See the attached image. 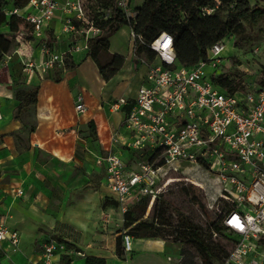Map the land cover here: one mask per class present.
I'll use <instances>...</instances> for the list:
<instances>
[{
    "label": "built area",
    "instance_id": "obj_1",
    "mask_svg": "<svg viewBox=\"0 0 264 264\" xmlns=\"http://www.w3.org/2000/svg\"><path fill=\"white\" fill-rule=\"evenodd\" d=\"M132 4L133 0L117 2L128 18L135 17ZM11 14L23 18L32 26L34 39L41 40V64L24 62L17 50L4 58L5 65H22L29 80L44 78L56 67H63L65 57L89 51L91 42L101 36L85 0H28L25 8L13 9ZM58 16L61 32L73 41L62 53L54 52L45 40L46 28ZM131 39H135L133 32ZM150 48L156 58L151 62L138 59L147 70L134 101L120 99L111 105L112 110L124 111L128 135L113 134L110 146L96 155V164L105 169L110 198L126 213L147 197L152 205L162 191L160 181L172 182L167 178L170 173L183 166L200 171L207 181L206 188L200 186L205 190L208 209L215 210L221 204L228 208L221 211L218 221L234 241L220 264H264V85L229 92L215 84L213 74L206 70L217 67L224 41L208 51L207 62L193 68L178 64L174 39L168 33H162ZM75 111L79 115L87 111L81 94L76 98ZM2 118L0 102V121ZM115 144L132 151L130 158L124 159L114 150ZM212 175L215 183H211ZM0 242L17 248L20 234L2 223ZM124 246L127 253L132 251L131 236H125ZM190 250L197 255L196 263L202 264L196 248ZM63 252L62 244L50 240L43 245L42 261L54 264ZM182 259L181 254L178 264H183Z\"/></svg>",
    "mask_w": 264,
    "mask_h": 264
},
{
    "label": "rangeland",
    "instance_id": "obj_2",
    "mask_svg": "<svg viewBox=\"0 0 264 264\" xmlns=\"http://www.w3.org/2000/svg\"><path fill=\"white\" fill-rule=\"evenodd\" d=\"M13 1L7 0L6 5L11 6ZM87 1L91 3L93 10H97L94 0ZM251 1L264 8V0ZM26 29L29 27L26 26ZM246 33L247 39L229 36L224 41V50L217 67H208L206 70L207 74L215 73L236 80L235 91L239 92L264 84V22L247 27ZM114 40L119 42V48L125 56L133 52L129 37H124L119 32ZM84 54L82 56H85ZM135 59L139 62V58ZM146 70L145 65L139 64L134 75L121 76L119 80L114 81L111 84L112 98L132 97L141 85ZM62 72L63 68L56 67L52 76L60 77ZM19 81L12 79L10 82L15 96L18 93ZM3 89L1 87L0 92ZM20 114L16 110L14 118H20ZM28 135L29 131L25 130L11 135L13 154L7 151L3 139L0 138V223L4 221L22 234L21 244L17 248L10 245L7 247L0 242V261L7 259L5 264H11L13 261L15 264H44L41 259L43 245L50 240L64 246L61 256L64 264L68 263L71 253L75 251L82 254H73L76 257L98 256L111 259L117 254L119 238L123 251L121 259H126L124 242L128 230L124 229V213L119 207H115L112 202L115 200L106 196L100 187L98 176L83 163L66 164L55 160L49 154L36 151L29 143ZM126 153L131 154L132 151ZM185 168L183 166L180 171L168 175L167 178H172V182L165 184L166 179L160 181L159 187L162 191L155 200L159 197L165 206H170L171 209H167V217L172 226L178 225L172 210L176 208L193 224L207 229L209 221L218 220L221 211L227 207L221 204L217 209L209 210L205 190L202 188H206L207 181L200 171L198 173L196 170ZM186 178L192 182L186 181ZM214 178L212 175L211 183H215ZM189 185L200 189V200L206 213L193 205L186 195L183 187ZM151 207L150 200L147 213L141 220L148 217ZM224 238L214 237L230 252L233 245ZM138 253L136 250L131 252L130 259ZM145 253L147 254L139 259L143 261L141 264H163L159 256L152 251ZM171 256L178 264L180 253L174 252ZM137 262L134 264H138Z\"/></svg>",
    "mask_w": 264,
    "mask_h": 264
},
{
    "label": "crops",
    "instance_id": "obj_3",
    "mask_svg": "<svg viewBox=\"0 0 264 264\" xmlns=\"http://www.w3.org/2000/svg\"><path fill=\"white\" fill-rule=\"evenodd\" d=\"M143 2L144 0H133L132 13L136 14V9L141 7ZM11 10L9 5L0 4V49H6V54H12L17 50L19 53L21 52L20 55L23 56L24 62L33 61L36 64H41L43 61L40 50L41 40H30L28 38L29 29H26V26L29 27V24L21 17H13ZM57 14L61 13L58 12ZM61 31L62 25L59 21V16L45 30V40H54L52 49L56 53L66 51L73 42L70 35ZM119 32L124 37H129L133 52L128 56L123 54V50L119 48V42L114 40L116 34ZM119 32L111 36L106 45L101 46L97 51L93 50L95 52H92L89 56L87 55V51L74 53L73 59L77 63V67L73 71H64L59 81L53 78V71L47 73L44 78L36 76L29 80L28 75L26 72H23V68L18 62H10L9 65H5L3 61L0 64V90L1 87L4 88L0 92V102L3 111V118L0 121V138L3 139L7 151H11L12 154L14 153L12 151L13 140L11 137L13 133H19L23 130L29 131V143L33 148H36V151L49 154L55 160L66 164L83 163L85 166L87 165L91 172L98 176L100 187L108 197H111V195L106 187L105 169L96 164V155L110 146L113 134L128 135L123 124L124 111L112 110L111 105L120 99H126L132 103L139 89L129 98L120 97L119 99H115L111 96L113 90L111 89V84L119 80L121 76L134 75L139 68V64L135 59L131 29L124 27ZM8 43L10 47H8ZM82 54L85 56H82ZM117 55L125 58V64L121 71L112 79L105 81L100 73V69L109 66ZM14 57H18V55ZM21 72L22 77L19 82L22 85L17 90L30 91L37 88V103L25 108L21 112L20 118H14L18 102L13 93L14 90L11 89L10 82L13 79L11 74L18 75ZM142 82L141 80V84ZM80 94L83 95L87 108L86 113L81 115L75 111V101ZM91 121L94 122L96 131L95 140L91 137L85 138V136H89L88 123ZM113 148L123 157L130 156L126 153L127 150L119 144H115ZM77 151L80 153H77ZM2 223L4 221L0 224ZM4 224L19 232L17 228L7 223ZM19 234L21 244L22 234L20 232ZM3 244L7 245V247L9 246L5 242ZM182 248V245L166 241L132 237L131 252L134 250L139 251V255L137 254L136 257L130 259L129 254L131 252H128L124 260L117 254L114 258L105 259L107 264H134V262L142 258V255L147 254L145 252L152 251V253L159 256L163 264H177L171 255L174 252L181 255ZM76 253V251L73 252V254ZM73 254L71 253V262L69 264H86L85 256L76 257ZM169 257L172 258V261H168ZM5 262H7V259L2 260V263L5 264ZM142 262L139 260L137 263L141 264ZM11 264H15L14 261ZM54 264H64L62 257H56ZM147 264L151 263L148 262Z\"/></svg>",
    "mask_w": 264,
    "mask_h": 264
},
{
    "label": "trees",
    "instance_id": "obj_4",
    "mask_svg": "<svg viewBox=\"0 0 264 264\" xmlns=\"http://www.w3.org/2000/svg\"><path fill=\"white\" fill-rule=\"evenodd\" d=\"M94 1L97 10H93L89 1H87V8L90 11L93 25L101 30V36L91 42L90 50L87 51L88 56L101 46L106 45L109 38L122 28L129 27L135 34V58L144 57L150 62L153 61L156 58V53L150 48V45L162 33H168L174 39L178 64L186 68H193L201 62L208 61V51L215 44L225 41L231 35L247 39V27L264 22V8L259 3H252L251 0H144L141 7L136 9L134 18H128L119 9L118 0ZM6 2L7 0H0L2 5H6ZM27 4L28 0H14L9 6L12 10L23 9ZM32 30V26L29 25L28 38L30 40L34 39ZM53 42L54 40L50 39L47 44L52 48ZM8 47H10L9 43ZM6 53V49H0V64L4 61ZM124 64V57L115 56L109 66L100 69L103 79L105 81L112 79L121 71ZM76 67L77 63L71 55L65 57L64 66L61 68L64 71H73ZM11 77L14 80H20L22 72L18 75L12 74ZM53 78L59 81L61 76ZM212 80L222 90L234 92L236 89L237 81L234 79L213 74ZM21 85L19 83V87ZM37 95V88L30 91L18 90L16 95L18 114L25 108L35 105ZM88 129L89 136H85V138L91 137L95 140L96 131L93 121L88 123ZM183 190L190 198L191 203L206 213V209L201 204L200 189L189 185L184 186ZM150 200V197H147L131 206L129 211L124 213V229L128 230L127 236L182 245L183 264H197L195 261L197 255L190 250L191 247L196 248L201 256L202 264H220L228 256L229 252L222 243L214 239V232L219 235V238L226 237L230 243L234 241V238H231L232 234L225 232L218 220L209 221L208 228L202 229L193 224L184 213L172 208L178 221L177 226H172L167 217V209L171 208L165 206L166 204L161 202L159 197L154 200L148 217L141 220L147 213ZM112 202L116 208L119 207L116 201ZM120 239L117 242V255L123 256ZM187 246L189 249H184ZM70 262L71 259H68L67 264ZM0 264H4L2 260ZM86 264H107V261L105 258L88 256Z\"/></svg>",
    "mask_w": 264,
    "mask_h": 264
}]
</instances>
